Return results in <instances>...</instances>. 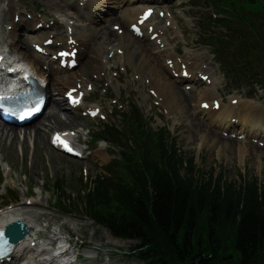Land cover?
I'll return each instance as SVG.
<instances>
[{"label": "trees", "instance_id": "obj_1", "mask_svg": "<svg viewBox=\"0 0 264 264\" xmlns=\"http://www.w3.org/2000/svg\"><path fill=\"white\" fill-rule=\"evenodd\" d=\"M227 1L254 16L264 15V2ZM252 51L247 55L253 59L258 52ZM130 120L137 136L134 148L121 146L117 177L97 174L91 180L85 198L89 215L113 236L136 240L132 253L143 264H224L234 259L264 264V188L259 190L253 179L236 187L228 179L220 184V176L215 181L183 176L175 142L163 140L165 129H144L135 107ZM99 133L118 137L112 126ZM55 186L62 187V181Z\"/></svg>", "mask_w": 264, "mask_h": 264}, {"label": "rangeland", "instance_id": "obj_2", "mask_svg": "<svg viewBox=\"0 0 264 264\" xmlns=\"http://www.w3.org/2000/svg\"><path fill=\"white\" fill-rule=\"evenodd\" d=\"M28 4H37L38 8L41 9H52V5L47 4L45 0H22ZM195 2V0H191ZM171 5V4H170ZM174 7V6H173ZM7 14L3 12V17ZM115 22L113 18L105 17L102 19L101 25L105 26L106 29H112L111 24ZM188 25H192L189 23ZM28 30L29 28H25ZM25 31H17L19 39H21L26 47L28 39L21 35L25 34ZM194 33L192 35H196ZM20 35V36H19ZM26 41V44H25ZM28 49V46L26 47ZM207 50L208 48L205 47ZM29 50V49H28ZM149 50V49H148ZM203 51H206L205 49ZM210 58L211 56L208 55ZM213 68L216 69V65L213 62ZM90 70H88L89 72ZM130 70L128 75H120L115 81V88L113 91L116 93V97H119L120 101L126 103V99L133 100L137 103L142 102L143 99L147 98L148 95L144 91L141 83L136 81H130V74L133 73ZM219 77L218 88L224 90L227 94L232 92L228 87L227 81L217 73ZM233 83V81H232ZM54 98L59 96L56 94V89L51 87ZM120 91V93H119ZM177 96L180 98V108L178 111L174 109L170 100L174 112V118L168 119L167 117L154 116L150 125L157 127L158 125L167 124L172 136H177V141L184 151L185 156H191L193 151L196 150L198 140H204L202 146L199 149V156L197 158L196 165V176L205 174L206 171L213 170L214 173L224 174L227 179L233 180L235 176H245L246 180L250 177H255L260 185L264 186V148H260L256 145L255 149L249 148L250 143L247 141H240L242 146L241 159L234 156V141H232L231 152L229 150L222 149V146L217 141H224L226 137H223L220 133L209 128L204 122L201 121L199 116L195 114L192 107V95H182V89L180 86H175ZM229 92V93H228ZM119 94V95H117ZM232 94L242 95L245 99L259 100L260 96L255 94L248 96L246 89L240 91H234ZM105 105L109 103V99L104 100ZM153 111V110H151ZM151 111L147 115L151 114ZM49 111L46 110L44 114L35 122L38 125L52 124L54 128H75V126L84 125L85 129L92 130L96 129V123L93 121H87L79 116L77 112L67 110L62 101V108L58 112L55 121L52 118ZM112 120L119 122L118 117L114 114ZM197 121V123H196ZM193 123L198 127L199 131H195ZM16 128L15 136L10 135L7 139H2L3 148L0 147V154L4 155L5 162L11 164L13 167L12 178L15 181L17 191L21 196L26 191V187L30 184H37L41 178L45 182V186L49 189L56 179L63 180V192L65 196L70 195L73 198L77 196L80 186H83L84 179L80 175L81 169L86 168L88 171L89 178H93L97 171H103L101 169L100 160L97 163L94 162L96 157L88 160H78L65 155H62L49 146L48 136L45 133L44 138H40L36 142L31 164L29 167L26 164V154L21 157L17 146L19 144V138L17 135ZM48 129V128H46ZM216 133V137L211 138L210 132ZM220 137L222 139H220ZM219 138V139H218ZM224 138V139H223ZM1 148L3 151H1ZM219 152V154L217 153ZM112 153L104 156V160L112 158ZM51 174V176H50ZM26 175V178H25ZM7 179L9 176L6 177ZM83 182V183H82ZM56 194V192H55ZM48 202H51L48 196ZM20 211L23 216L32 221H43L47 220L52 222L51 229L55 226L65 225L63 231L72 233L74 239L78 237L83 242L82 248L79 249V253L82 255L83 260L81 264H140L141 262L135 257L130 256L128 251L134 242L115 239L109 231L102 226L92 224L90 220L85 219L83 214L78 210H73L70 213H65L51 208L50 206L43 205L42 207H21ZM54 224V225H53ZM58 224V225H57Z\"/></svg>", "mask_w": 264, "mask_h": 264}, {"label": "bare ground", "instance_id": "obj_3", "mask_svg": "<svg viewBox=\"0 0 264 264\" xmlns=\"http://www.w3.org/2000/svg\"><path fill=\"white\" fill-rule=\"evenodd\" d=\"M50 4H53L54 7H56V10H61L66 12L68 14L71 11V9H77L78 5L72 0H46ZM124 0H96L97 4L101 5V7L104 9L105 14L104 16H111V18L120 21L122 25L126 26L130 21L134 19V17L138 14L139 8L135 7V3H140L143 0H126L127 4L122 5V2ZM133 4V5H131ZM15 7V4L13 1H8V9L7 11L9 12L11 9ZM120 11V12H119ZM118 13V14H117ZM97 17H91L88 13H81L78 14V17L76 19V23L73 25V30H74V36L75 38L80 42V47H82V51L80 52L79 56L81 57V67L76 70V71H70V72H58L56 75H54V82L55 84H60L62 86L70 87L71 83L76 80L77 78H81L82 74L86 73V69L88 66L90 67H97L101 70L106 69V66L103 64V58L105 57L103 53L105 52V49L108 48V45H112V48L116 46H122L124 49L123 54L121 56H117V59L125 60V55H126V60L133 63V66L135 67L136 73H138L137 70H147V72L150 74V84L152 86H157L159 89H161L162 94L166 97V99L170 100V103L174 107L176 111L179 110L180 108V98L177 96V93L175 91V84L171 82V80L163 73L160 65V61L158 60V57L153 56L151 52L148 51L150 49L149 47H152L154 51L159 52V50L152 45V43H144L141 40H138L134 37H132L128 32L124 31L122 35H118L115 32L113 33L112 30H108L105 28V26L101 25V16L96 15ZM68 19H72L71 16H69ZM63 20L65 23H67L69 20ZM10 24L12 23V18L10 20ZM18 26L16 24L14 26V32L11 33L10 37V44L13 46L14 51L19 55H21L22 59L26 60L30 65L34 66L36 62H40L41 58L34 55V53H30L26 47L24 46V43L21 42L20 40H15L16 33H15V28ZM60 26V25H59ZM65 36V35H64ZM111 48V49H112ZM108 52L110 50H107ZM89 54H94V60L91 61ZM95 57L99 58V62H96ZM134 59V60H132ZM132 60V61H131ZM195 66V65H193ZM213 88L207 87L205 90V95L206 94H212ZM182 93V92H181ZM201 94V93H200ZM183 95V94H182ZM49 114L51 117L55 118L57 116V113L59 110L62 108V99H55L54 97L51 96L50 98V104H49ZM234 107V106H232ZM230 106H220L219 112H211L212 118H215L216 121H222L223 119V112L225 109L229 108V111L227 112L226 116H230L231 114H236L241 120V125H244V120L245 123L249 126H254L258 128H263L262 131H264V111L262 109H259L257 113L249 114L245 113L244 117H241L236 113L238 110L245 109L246 104L239 102L237 104V107L233 110V108ZM217 114V115H215ZM244 118V119H243ZM197 123V121H196ZM196 123H193V128L195 131H199L198 127L195 126ZM48 124H42V125H37L35 123L31 125L24 126L22 128L23 130V141L20 142L21 146L23 148H26V140L25 138L28 136L32 138L34 141H39L40 138H44L45 134V128H49ZM17 127H11L7 126L6 124H1L0 123V147L3 148V143L2 139L4 138L7 139L10 135L15 136ZM22 133V132H20ZM251 133L253 134H260L261 132L259 130H254ZM210 137L214 138L216 137V133L211 131L210 132ZM219 139V138H218ZM220 139H222L220 137ZM224 139V138H223ZM232 141L229 138H225L224 141H217L221 146L223 151L229 150L231 152V146H232ZM1 148V151H3ZM249 148L253 151L257 150L255 149V146L249 145ZM233 154L235 156V143H234V150ZM4 157V155H1ZM22 220L30 229L29 234L33 235H44L46 238L53 237L57 235V231H51L48 232L47 230L44 229V227L41 224L35 225L34 223L31 222V220L25 219L23 217V213L20 211V207L14 206L12 208L8 209H3L2 212L0 213V224L1 223H7L11 220ZM41 226L38 228V226ZM63 237L67 238V235H64ZM30 239L27 240H22L17 243L16 249L14 251L12 260H18L19 264H32L33 261H36V258L32 259L31 256H28L29 249L27 248V245L25 244L26 241L29 242ZM20 254L22 257H19ZM39 255V253H38ZM67 259H70V257H67ZM28 260V261H25ZM32 260V261H31ZM61 260H59L60 263ZM63 261V259H62ZM37 263H41V261H37ZM50 264H59L58 260L56 261H49Z\"/></svg>", "mask_w": 264, "mask_h": 264}, {"label": "water", "instance_id": "obj_4", "mask_svg": "<svg viewBox=\"0 0 264 264\" xmlns=\"http://www.w3.org/2000/svg\"><path fill=\"white\" fill-rule=\"evenodd\" d=\"M17 224H18V223H14V224L10 225L8 229H9V230L15 229V232H16V228H15V226H16Z\"/></svg>", "mask_w": 264, "mask_h": 264}]
</instances>
